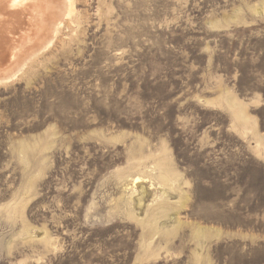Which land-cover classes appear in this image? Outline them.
<instances>
[{
    "label": "rangeland",
    "instance_id": "obj_1",
    "mask_svg": "<svg viewBox=\"0 0 264 264\" xmlns=\"http://www.w3.org/2000/svg\"><path fill=\"white\" fill-rule=\"evenodd\" d=\"M73 2L0 19V264H264V0Z\"/></svg>",
    "mask_w": 264,
    "mask_h": 264
},
{
    "label": "bare ground",
    "instance_id": "obj_2",
    "mask_svg": "<svg viewBox=\"0 0 264 264\" xmlns=\"http://www.w3.org/2000/svg\"><path fill=\"white\" fill-rule=\"evenodd\" d=\"M1 1L2 0H0V3H1ZM73 3H74L73 0H8V2L6 4L0 5L1 6L0 10L5 9V7H6L5 11H0V19L4 15H7L9 18H13L17 15H22L24 11H28V9L30 7H32L34 4L42 5V7H44V10L40 13V17L42 20V22H41L42 23L41 24L42 30H43V33L45 35L41 39H39V37L33 38L35 40L33 41V45L31 46V48L27 52V56H26L30 59L32 56L38 54V52L42 48V44L45 41L49 45L56 39V37L58 36V33L60 32L61 23L63 21L62 16L64 14L69 15L71 12H73L72 11L73 10ZM69 20H71V19H69ZM23 23H24V21L20 22L17 27H14V28L12 27L10 29L4 30L5 31L4 36L2 37V39H0V56H1L0 59L7 58L10 53H12L13 51H15L17 49V45H19V39L21 38V34L24 33L26 30L25 24L23 25V27H21V25ZM65 27H67V25H65ZM13 31H15V33H17L18 35L16 37H9L8 35L13 33ZM36 34H38V33H36ZM10 36H12V35H10ZM24 64H26V63L25 62L21 63L20 67H23ZM6 72H8V71L0 73V81H3L7 78ZM235 106H239V105L236 104ZM234 114L236 115L235 117L238 120H241L242 122L247 121L245 119V117H243V115H241V113L237 114L236 112H234ZM166 167H167L166 163H163V166H162V163L158 162L155 164L154 167L150 168V172H153L154 170L159 169V174L156 178L159 182H161L160 184H164V183H166L165 181H167L166 178L168 177V172L166 171ZM144 178H146V176L145 175L143 176L141 173L136 174L135 176L133 175L130 179L131 187H134L138 182H141V180ZM173 183H174V181H173ZM141 189L144 190L143 187ZM160 190H162V189H160ZM155 199H157V198H155ZM138 201H141V198H139Z\"/></svg>",
    "mask_w": 264,
    "mask_h": 264
}]
</instances>
